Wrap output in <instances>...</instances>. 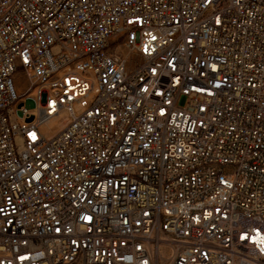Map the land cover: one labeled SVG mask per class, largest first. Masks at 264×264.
I'll use <instances>...</instances> for the list:
<instances>
[{
	"label": "built area",
	"instance_id": "obj_1",
	"mask_svg": "<svg viewBox=\"0 0 264 264\" xmlns=\"http://www.w3.org/2000/svg\"><path fill=\"white\" fill-rule=\"evenodd\" d=\"M0 264H264V0H0Z\"/></svg>",
	"mask_w": 264,
	"mask_h": 264
},
{
	"label": "rangeland",
	"instance_id": "obj_2",
	"mask_svg": "<svg viewBox=\"0 0 264 264\" xmlns=\"http://www.w3.org/2000/svg\"><path fill=\"white\" fill-rule=\"evenodd\" d=\"M53 54L56 55L60 52L59 48H54L52 50ZM15 84L17 87V90L20 94L24 93L26 87H27V82L25 81L24 77L22 75H17L15 77ZM17 147L18 149H22V142L20 141V139H17Z\"/></svg>",
	"mask_w": 264,
	"mask_h": 264
},
{
	"label": "bare ground",
	"instance_id": "obj_3",
	"mask_svg": "<svg viewBox=\"0 0 264 264\" xmlns=\"http://www.w3.org/2000/svg\"><path fill=\"white\" fill-rule=\"evenodd\" d=\"M53 127H55V128H54V129H55V131H56V130L59 128V126H53ZM55 131H54V132H55Z\"/></svg>",
	"mask_w": 264,
	"mask_h": 264
}]
</instances>
